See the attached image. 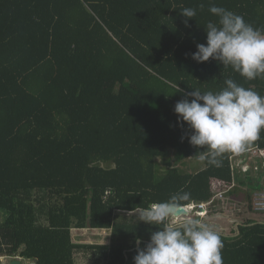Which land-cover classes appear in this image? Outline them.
Masks as SVG:
<instances>
[{
    "label": "trees",
    "instance_id": "1",
    "mask_svg": "<svg viewBox=\"0 0 264 264\" xmlns=\"http://www.w3.org/2000/svg\"><path fill=\"white\" fill-rule=\"evenodd\" d=\"M212 4L264 29V0H0V257L134 264L158 230L136 213L181 190L185 206L208 202L215 179L236 182L227 198L253 209L259 158L247 171L232 167L234 153L219 167L182 166L200 154L174 112L187 93L231 78L264 96V79L192 59L218 22ZM229 200L214 199L206 216ZM87 228L110 230V242H76L73 229ZM220 234L224 264H264V221Z\"/></svg>",
    "mask_w": 264,
    "mask_h": 264
},
{
    "label": "clouds",
    "instance_id": "2",
    "mask_svg": "<svg viewBox=\"0 0 264 264\" xmlns=\"http://www.w3.org/2000/svg\"><path fill=\"white\" fill-rule=\"evenodd\" d=\"M199 7L203 9L204 5ZM208 11L218 17V22L208 21L204 26L206 44L196 45L192 59L201 63L212 58L248 81L264 79V29L254 28L241 15L215 4ZM180 13L186 18L197 15L195 8H182ZM184 23L187 26L188 21ZM224 84L216 92L194 88L174 107L177 123H186L191 129L187 139L198 149V159L215 167L221 166L225 153L246 151L264 130V96L231 78ZM190 199L191 193L181 190L136 213L138 221L155 225L158 230L151 233L143 249L138 248L134 264H224L221 234L190 214L195 212L185 207ZM8 257L11 261L18 256Z\"/></svg>",
    "mask_w": 264,
    "mask_h": 264
},
{
    "label": "rangeland",
    "instance_id": "3",
    "mask_svg": "<svg viewBox=\"0 0 264 264\" xmlns=\"http://www.w3.org/2000/svg\"><path fill=\"white\" fill-rule=\"evenodd\" d=\"M239 160V159H238ZM233 162H237V157L233 156ZM252 162V161H251ZM263 164V160H261ZM184 169L187 170H200V168H204L205 164L203 161L199 159L187 160L184 164H182ZM192 216L196 217L197 212H191ZM199 214V213H198ZM3 213H0V222L4 220ZM246 218L255 219L263 222L264 216L257 214L249 209L247 204H235L234 202L228 203L225 206L224 211L216 214H209L201 218L203 222L208 224L210 227L214 228L216 231L220 233L230 234L233 227L236 228L238 223H242ZM73 238L76 242L86 243V244H103L109 243L111 238V231L107 229H73ZM84 257L78 256V264H93L94 260L83 259ZM10 257L3 256V263H9ZM21 264H36L34 260L22 259Z\"/></svg>",
    "mask_w": 264,
    "mask_h": 264
},
{
    "label": "built area",
    "instance_id": "4",
    "mask_svg": "<svg viewBox=\"0 0 264 264\" xmlns=\"http://www.w3.org/2000/svg\"><path fill=\"white\" fill-rule=\"evenodd\" d=\"M234 156L237 157V162L234 163L232 160V167L234 169L241 167L244 171H247V169H249L250 167V161L254 160L256 162V158H259L258 162H261V160H263L262 167L264 169V147L254 146ZM258 162H256L255 164L257 172L260 171ZM261 175H262L261 188L256 189L252 196V207H253L252 211L264 216V173H261ZM223 186H226V190H222ZM235 187H236V182L226 183L224 180L215 179L213 182V188L218 192L216 193L215 196L212 197L210 201L202 202L199 204L191 203L189 205H186L185 207L189 211H195L197 212V214L199 213L200 216H204L208 212V206L213 202L214 199L219 198L221 200H226V199L229 200V198H227L226 196V193Z\"/></svg>",
    "mask_w": 264,
    "mask_h": 264
},
{
    "label": "water",
    "instance_id": "5",
    "mask_svg": "<svg viewBox=\"0 0 264 264\" xmlns=\"http://www.w3.org/2000/svg\"><path fill=\"white\" fill-rule=\"evenodd\" d=\"M239 224H240V223L237 224L236 229H239ZM138 241H139V244L137 245V248L140 247V245H141V243H142V240H141V239H139ZM20 258H21V257L18 256L17 258L12 259V260L10 261V263H8V264H21V259H20ZM0 264H4V263H2V262L0 261Z\"/></svg>",
    "mask_w": 264,
    "mask_h": 264
},
{
    "label": "crops",
    "instance_id": "6",
    "mask_svg": "<svg viewBox=\"0 0 264 264\" xmlns=\"http://www.w3.org/2000/svg\"><path fill=\"white\" fill-rule=\"evenodd\" d=\"M259 170L261 171L262 169H263V167H262V163L260 162V165H259Z\"/></svg>",
    "mask_w": 264,
    "mask_h": 264
}]
</instances>
